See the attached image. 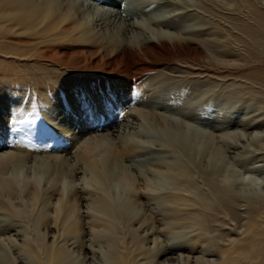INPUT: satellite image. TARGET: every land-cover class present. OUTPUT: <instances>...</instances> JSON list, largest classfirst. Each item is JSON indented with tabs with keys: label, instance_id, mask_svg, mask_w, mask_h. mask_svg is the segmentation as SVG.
Instances as JSON below:
<instances>
[{
	"label": "bare ground",
	"instance_id": "bare-ground-1",
	"mask_svg": "<svg viewBox=\"0 0 264 264\" xmlns=\"http://www.w3.org/2000/svg\"><path fill=\"white\" fill-rule=\"evenodd\" d=\"M113 1L116 0H0V54L14 60L18 73L33 76L40 75L42 68L47 69L48 74H55L62 67L66 71H77L86 75L106 72L140 77L146 71L154 69L156 66L153 64L183 59L186 62L196 60L203 64L207 63L206 66L211 67L214 64H223L239 68L246 63L248 67L253 68L255 63H264V42L263 51L260 52L255 43L244 39L233 40L239 43L249 56L239 57L230 62L218 59V54L214 53L217 52V44L210 36L207 37L206 31L202 29L199 32L188 31L185 27L163 29L160 23V19L164 20L166 18L164 16H170L174 10L179 11L186 6L196 7L213 15H226L230 23L236 25L243 35L256 42L258 36L264 32V26L263 29H258L251 24V20L264 18L262 6L264 3L261 4L258 0H173L182 6L172 11L156 9L165 0ZM123 3L127 4L125 8H122ZM226 10L234 11L226 14ZM243 11H247L245 16L241 14ZM226 38L227 36L221 42L229 44ZM212 52L214 54H211ZM30 61H35L36 65L30 64ZM23 63L28 64V67L25 69L20 67ZM43 65H46V68ZM243 69L245 70L244 67ZM252 75L264 83V69L252 70ZM215 83L217 86V82ZM149 107L148 110H135L133 119L145 120L159 134L160 128L163 129L174 145L170 155H154L155 158L167 160L177 183L172 190L163 193H158L154 182L140 181V178L127 170L128 165H125L127 157L136 153L132 138L127 142L122 141L121 144L116 142L117 138L113 134L81 140V149L73 162L63 159L59 161V158H56L54 164L36 160L35 165L52 169L51 172L55 176L44 185L30 178L21 184L10 173H13L16 166H25V161L13 154L0 155V212L21 219L25 225H29L30 221L37 218L35 222L37 236L8 238V241L0 238V264H17L18 251L20 253L25 251L32 261L31 264H73L72 254L76 253V251L71 253L73 246L84 253L83 258L91 255V258L87 257L91 261L92 259L101 261L100 257H103V264H166L167 262H164L169 260L165 253L174 247L168 242L173 239L167 238L166 242L156 237L151 245L147 234L148 232L160 234V229L163 228L169 232H176L183 227L188 230L184 235L186 239L184 244L187 243L188 252L193 254L199 247H206L208 250L213 248L211 250L215 252L216 256L212 257L213 259H206L208 260L206 263L200 259L201 264H264L263 195L242 197L247 214H245L247 217H244L247 220L242 222V229L241 226L238 228L239 234L227 232V235L221 229L216 237L213 236L212 231L215 229L213 221L217 219L211 209L214 203L220 201V208L237 217L241 210L238 212L234 203L241 202L236 201L241 196L230 194L233 190L230 188L228 192L223 187L225 184L222 186L218 181L221 187L214 181L216 186L211 189L210 184L213 180L211 176L205 175L204 171L201 173L198 170L199 176L204 174V178L207 176L211 180L210 182L206 178L207 182L208 180L210 182L207 186L211 191L205 193L204 197L199 195L203 199L188 194L183 181L188 182L190 178H194L190 167L193 153H200L203 147L210 146L212 150L215 145L218 147L220 145L215 137H210L212 135L205 137L200 131L191 130L190 126L183 129L184 125L170 122L154 111L152 106ZM259 134L260 132L251 136L261 140L258 143L264 145V134H261L262 136ZM245 136L237 130L228 137L240 142V138L243 139ZM216 147L214 150L221 146ZM219 150L224 153L222 148ZM214 153L217 154L218 151ZM224 154L222 158L227 156L226 152ZM10 167H14L11 168L13 171H9ZM78 172L86 174L92 180L84 182L80 187L76 186L74 179ZM203 177L201 178L204 180ZM116 184H122L124 187L122 198H118L112 188ZM144 187L146 194L139 191ZM120 201L122 203H119ZM155 205L157 207H153ZM83 207L86 211H82ZM145 207L151 208L144 210ZM127 208L134 214L132 217ZM228 213L227 217L230 216ZM219 221L221 222L220 219ZM216 223L218 224L217 221ZM229 231L231 232V229ZM69 241L72 243L68 244ZM211 252H207V255ZM190 257L187 256V261L193 259ZM195 259L197 261L196 257ZM182 260L183 258L180 259V263ZM187 261L183 260L184 263ZM190 261L187 263L190 264Z\"/></svg>",
	"mask_w": 264,
	"mask_h": 264
},
{
	"label": "rangeland",
	"instance_id": "rangeland-1",
	"mask_svg": "<svg viewBox=\"0 0 264 264\" xmlns=\"http://www.w3.org/2000/svg\"><path fill=\"white\" fill-rule=\"evenodd\" d=\"M258 1L261 4L264 3V0ZM126 5V3H123L122 8H125ZM181 6L173 0H165L156 9L172 11ZM183 8H180L182 10L179 11L174 10L170 16H164L166 17L164 20L160 19L162 28L176 29L185 27L188 31H206L207 37L210 36L211 40L217 44V52H214L215 50L213 52L218 54V59L222 58L230 62L239 57L248 58L249 56L245 53V50L243 51L239 43L234 42L236 41L235 39H244L255 43L259 47L257 49L260 52L263 51V31L258 36L259 40L257 39L256 42H253L251 41L252 38L243 35L236 25H232L226 15H213V13L203 12V10L190 6ZM233 11L228 10L226 14H230L229 12ZM246 13L247 11L241 12V14H244L243 16ZM246 18L250 20V18ZM251 21L252 25L258 29H263L264 18L263 20ZM226 36L230 45L221 42ZM213 52L211 54H214ZM174 61L153 64L156 67L146 71L140 77L106 72L86 75L79 74L77 71L69 72L62 67H58L60 72L57 71L55 74H48L47 69L42 68L41 72H39L40 75L33 76L30 74L26 75L23 72L18 73L14 60H9L7 56L0 54V155L3 153L13 154L23 159L25 161L24 164H26L25 166L22 165V167H13L14 171L10 167L9 171H13V173H9L19 180L21 184L27 178L36 180L41 185L48 184L53 180L54 174L51 172L52 169L49 170V168H41V166L35 165L36 160L39 159L46 161V163L54 164L56 158H59V161L63 159L73 162L81 149V140L113 134L117 138L115 139L116 142L118 141L117 143L120 142L119 144H121L122 141L127 142L132 138L131 141L136 146V153L131 157H127V162H125V165H128L127 170L131 171L133 176L140 178V181L148 180L154 182L158 193L172 190L177 186V183L172 175L169 164L166 162L167 160L155 158L154 156L155 154L170 155L174 147L171 139L162 131L163 129L160 128L161 134H159L145 120L139 118L133 119L135 110H148L149 106H152L154 111L166 117L170 122L184 125L182 126L183 129H185V126H190L191 130L200 131V134H204L203 136L205 137L212 135L210 137H215L221 146L219 148L218 145H215L214 148L217 146L216 148H222V152L223 150L224 153L226 152L229 157L226 156V159L222 158V154L224 156L225 154L221 153V150H214L213 147L211 150L210 146L203 147L200 153H193L190 167L194 178H190L188 182L184 180L183 184L188 194L190 193L198 198L204 197L205 193L211 191V187L215 188L214 181L215 183L217 181L222 183V186L225 184L223 187L228 192L230 188L235 192L232 191L230 194L241 196L239 197L240 199L236 200L241 202L234 203V206L238 209V212L241 210L240 212L243 215L239 213L237 217L232 216L223 208H220V201L218 203L215 202L211 208L212 212L217 216V219L215 218L213 221V227H215L214 231H212L213 236L216 237L221 229L225 234L227 232L229 234H239L240 229L238 231V228L241 226L242 229L243 223L247 220L245 218L247 217L245 216V201L242 203V197L245 195H263L264 197V145L258 143L261 140L252 138L258 132H260L259 136L264 134V83L256 80L252 75V70L260 71L264 69V63H255L256 65L253 68L243 63L242 67L236 68L223 64H214L211 67L209 65L206 66L207 63L203 64L196 60H189L187 62L184 59ZM29 63L36 65L35 61H30ZM46 65L52 67L51 64L46 63ZM46 65L43 66L46 68ZM20 67L25 69L28 67V64L23 63ZM185 73L188 74L186 75ZM233 74H235V77ZM227 75L230 77L228 78ZM219 78L221 79L219 80ZM231 80L233 81L231 82ZM215 82H217V86ZM229 84H232V86L230 87ZM237 130L246 135V138H240V142L228 137L230 134L236 133ZM118 138L120 139L118 140ZM217 151L218 153L215 154L214 152ZM198 170L201 173L202 171L206 172L205 175L207 174L208 177L211 176L213 184L206 176L211 182L210 188H208L209 180L207 182V179L203 177L205 176L204 174L203 176H199ZM201 177L206 180L205 183ZM88 179H90L89 176L78 172L75 175L74 181L76 186L80 187L84 182L88 183L92 180ZM190 181H194L195 184ZM218 182V187H221ZM185 183L190 184L186 185ZM141 184L142 182H140L139 186ZM112 188L117 193L118 198L124 196L122 184H116ZM139 191L142 194H146L147 192L145 187ZM199 195L202 196L199 197ZM119 203H122V201ZM216 207L219 208L216 209ZM150 208L145 207L144 210ZM213 208L216 209L215 212ZM127 210L132 217L134 214L131 212V209L127 208ZM82 211H86L85 207L82 208ZM219 212L224 215H220ZM227 213L230 216L228 215L227 217ZM239 216L241 217L240 219L238 218ZM36 220L37 218H34L32 222H29V225H25L21 219L12 217L8 213L1 211L0 238L7 241L9 240L8 238H22L24 236L33 238L37 236L35 235L37 233ZM238 221H240L241 225H239ZM223 224H226V226L222 227L221 225ZM183 228L177 229L180 230L176 231L178 234L175 231L169 232L166 228L160 229V234L148 232L147 235L150 239L148 241L152 245V241L156 237L164 241L166 240V242L169 238L173 239V241H169L168 243L174 247L170 248L168 252L166 251V255L164 254L171 261V264H188L187 262L190 260L187 261V256L193 258L191 260L193 263L190 261V264H201V260L202 262L205 260L204 262L206 263L208 261L206 259H213L212 257L216 256L215 252L212 251L213 248H209L208 250L206 247H199L193 254L188 252V245L186 246L187 243L184 244V240H186L184 239V235L188 230L185 227ZM230 229L231 232L229 231ZM175 239L177 240L175 241ZM71 243L69 241L68 244ZM171 249L173 250L171 251ZM73 251H76L75 254H72V258L74 257L73 264L104 263L103 257H100L101 261L98 259H92L93 261H91V259H88L89 257L91 258V255L87 256L88 258H83L85 257L84 253L82 254L74 246L71 247V253H74ZM201 251H205L204 253L206 254ZM18 252L19 258L17 264L32 263L25 251ZM207 252H211V254L207 255ZM203 254L204 257H202ZM179 255L187 256L185 258V256L180 257ZM179 258H183L187 262L184 263L182 260L180 263ZM169 261L166 260L164 263L167 262L169 264Z\"/></svg>",
	"mask_w": 264,
	"mask_h": 264
}]
</instances>
